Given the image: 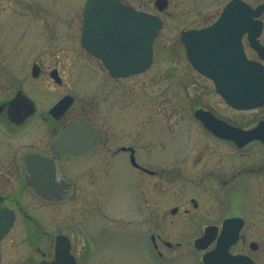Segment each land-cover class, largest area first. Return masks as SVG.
Wrapping results in <instances>:
<instances>
[{"label": "flooded vegetation", "instance_id": "af4514ba", "mask_svg": "<svg viewBox=\"0 0 264 264\" xmlns=\"http://www.w3.org/2000/svg\"><path fill=\"white\" fill-rule=\"evenodd\" d=\"M121 1L135 9L151 12L142 7L136 8L128 0ZM245 1L253 7L261 5L259 18L262 24L258 40L264 47V0ZM69 2L70 6L65 18L68 22L72 20L75 13L77 15L80 49L86 55L85 57L99 61L98 66L103 80L108 84L111 83V88L105 87L103 96L109 93L113 95L118 89L114 85L118 82H124V80L147 72L150 67L124 77L112 76L102 63V58L91 54L81 44L80 31L84 20L83 10L86 0H69ZM219 13L209 22L182 27L178 32L177 46L181 48L183 57L192 71V76L200 77L204 81L201 88L206 90L207 94L216 96L226 108L236 112L261 110L264 104L250 110L236 109L228 105L217 93L214 81L209 75L197 69L188 59L185 41L190 39L189 32L211 25ZM7 15L4 13L0 20V216L10 214L13 216V222L0 238V264L3 263L4 256L3 243L14 229V224L21 212L25 215V222L29 224L26 225L29 236L38 240L41 235L46 234L51 242L49 250L42 251L41 258L35 264L43 260L56 259V244L59 235L64 236L62 242L68 243L69 253L74 257V264H77L84 243V228H88L87 225L90 227L100 225L103 228L104 224L117 229H140L141 238L147 244L148 252L150 253L151 250L153 254L154 264H190L193 261L194 264H222L230 260V256H239L237 264H264V212L261 209V200L255 199L254 202L246 203L249 209L232 208L225 202L227 194L223 193V187L228 186L232 179L262 172L264 160L255 165L237 166L226 173L223 169L217 170L213 167L200 169L199 165L203 160L200 155H195L197 153H176V167L161 166L159 169L153 168L151 160L142 159L131 143L115 145L111 150L107 147L108 153L106 154L94 153L95 148L101 144L106 145L108 142L104 140L103 129L95 125L87 116L74 121L66 119L74 104V96L64 112L54 110L53 107L58 101L65 96H71L70 91L61 92L55 96L56 89L62 87L63 77L55 65L54 52H49L45 56L40 52L38 40H30L29 33H33L31 27L36 26L32 19L25 21L12 14V22L8 26L4 22ZM36 29L37 27L34 30L35 34H37ZM241 42L246 57L264 65V49L259 52L250 46L247 31L242 34ZM196 110L206 111L231 125L244 129L264 121V116L249 122L231 118L197 96L192 116L201 131L212 139L230 142L234 146L236 144L233 140L217 136L207 129L203 121L194 115ZM65 120L68 122L64 123ZM77 121L86 122L87 138H84L85 142L81 144L87 145L89 142L90 146L92 145L91 148L74 152L55 150L51 145L53 139L69 124ZM89 130L92 133H89ZM262 131L264 132V125ZM24 139L31 141L33 145L25 149ZM252 142L264 148L261 139L248 142L245 146ZM12 153H19L14 161L8 156ZM30 153L44 157V162L39 164L38 168L42 169L47 180L45 183L44 180L39 183L40 191L28 183L29 173L25 157ZM121 154L127 156L130 165L128 171L130 205L126 210H120L119 207L109 209L106 207L108 197L115 189L116 176L123 172L120 171L117 162ZM85 158L90 159V162L86 161L82 167L81 164L80 167H76L74 160ZM105 158L110 162L103 161ZM51 166H54L55 174L50 177ZM8 169L9 171L15 170V172L8 174ZM12 174L15 181L12 180ZM207 177L216 178L218 187L222 189L221 192L215 193L213 185L209 186V182H205ZM78 185L81 188L80 191L78 190L79 195L75 194ZM44 188L49 190L45 191ZM24 190L36 200L51 204L66 201L74 195L81 202H95L90 206L93 210L83 211L78 220L72 221L69 215V221L65 222L62 228L51 229V232H48L35 216L23 211L20 198ZM41 191L48 195H43ZM207 191L212 193H206ZM152 193H155L154 196ZM213 195L217 196L215 202L212 199ZM153 198H155L154 202H157L155 205H153ZM94 214L99 220L97 224L92 218ZM27 219L31 222L28 223ZM86 221H88L87 225L84 223ZM144 223L148 224L142 230ZM205 232L209 233L208 242L197 246L196 239ZM219 240L224 241L221 247H218ZM227 242H229L228 246H224ZM207 253L211 254L213 263H206L203 260V256ZM66 262L65 264H69L68 260Z\"/></svg>", "mask_w": 264, "mask_h": 264}, {"label": "rangeland", "instance_id": "374dc122", "mask_svg": "<svg viewBox=\"0 0 264 264\" xmlns=\"http://www.w3.org/2000/svg\"><path fill=\"white\" fill-rule=\"evenodd\" d=\"M128 1L136 8L142 7L158 14L163 19V27L154 41V56L150 68L143 75L118 82L114 85L118 89L112 96L110 93L109 96H103L105 87L111 88V83L103 80L99 61L85 57L80 49L76 13L69 23L66 21L69 0H0V20L5 13L8 15L4 22L8 26L13 15L35 22L36 26L31 27L33 33H29L30 40H38L40 52L45 56L54 52L55 65L63 77L62 87L56 89L55 96L70 91L75 99L66 119L74 121L87 116L103 129L104 140L109 142L95 148L94 153L106 154L107 147L111 150L115 145L131 143L142 159L151 160L155 169L161 166L176 167V153H197L195 155H200L203 160L199 165L200 169L213 167L223 169L226 173L240 165H255L263 161L264 148L260 144L252 142L243 148H237L230 142L212 139L201 131L192 116L197 96L214 105L220 113L244 122L264 116V108L236 112L226 108L216 96L207 94L201 88L204 81L192 76L189 64L183 57L181 48L177 46L178 32L182 27L213 20L227 0H168L166 9L161 10L163 12L156 9L154 0ZM35 27L37 34L34 33ZM32 145L31 141L24 139L25 149ZM8 156L14 161L19 153ZM86 161L90 162V159L74 160L76 167H80V164L82 167ZM103 161L110 162L106 158ZM117 162L123 172L116 176V186L108 197L106 207L126 210L130 205L131 194L128 185L130 165L124 154L118 156ZM10 172L14 173L15 170L8 174ZM11 177L15 181L13 174ZM241 177L232 179L228 186L223 187V193L227 194L225 202L232 208L249 209L246 203L261 200L264 212V169L260 173ZM205 182H209V186L213 185L215 193L221 192L215 177H207ZM80 189L78 185L75 194L79 195ZM213 196L215 202L217 196ZM94 202H81L74 195L66 201L51 204L36 200L26 190L20 198L23 211L35 216L48 232L62 228L70 218L72 221L78 220L80 213L93 210L90 206ZM92 218L96 224L99 222L96 214ZM25 221V215L21 212L14 229L3 243L2 264H35L41 258V252L49 250V236L43 234L38 240H34L27 232L26 225L29 224ZM27 222L31 221L27 219ZM84 223L87 225L88 221ZM147 224L142 225V230ZM87 226L88 228H84V243L77 264H154L153 254L151 250L148 252L140 229H117L106 224L103 228L100 225ZM191 260L193 261L192 257ZM190 264H194V261Z\"/></svg>", "mask_w": 264, "mask_h": 264}, {"label": "water", "instance_id": "95a60500", "mask_svg": "<svg viewBox=\"0 0 264 264\" xmlns=\"http://www.w3.org/2000/svg\"><path fill=\"white\" fill-rule=\"evenodd\" d=\"M165 2L166 0H156L155 4L162 8ZM87 7L81 38L89 51L103 59L111 74L125 76L143 71L150 65L152 42L162 25L157 16L131 10L125 7L120 0H87ZM258 14L259 8L254 10L241 0H231L224 6L219 18L212 26L194 32L200 34L197 42L201 47L199 56H195L196 43L194 40L191 39L187 43L191 61L202 71L210 73L217 91L229 104L238 108H252L264 102V68L250 60L246 62L243 55L241 56L242 74L240 67L233 66L237 59L236 49L240 46V34L245 30L249 32L251 45L261 50L256 38L260 30L255 19ZM233 69L237 70V74L229 73ZM68 102L59 103L61 112ZM201 114V112H196V115L201 116ZM201 120L215 134L232 138L239 146L250 139L262 138L259 126L242 130L211 116H201ZM84 138H87L86 129L80 124H73L59 134L52 145L54 148L63 147L66 143L73 146L83 142ZM87 147L88 145H79L70 147L68 150L76 151ZM29 155L26 157L28 183L40 191L39 183L42 180L45 183L47 180L42 169L38 168L43 160L37 155ZM54 174V166H51L50 177ZM41 192L43 195H48V193ZM11 224L12 217L0 223V238ZM62 239L64 236H57L56 259L39 264H65L67 260L69 264H74V257L69 253V245L62 242ZM208 240L209 233L206 232L196 240V244L204 245ZM222 243L219 240L218 247ZM235 259L232 257L230 261L222 264H237L238 261ZM204 260L210 262L211 254H206Z\"/></svg>", "mask_w": 264, "mask_h": 264}]
</instances>
